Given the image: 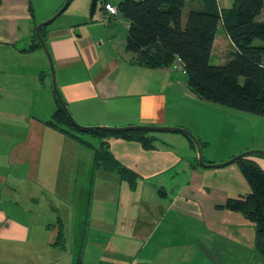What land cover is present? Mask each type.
<instances>
[{"label": "crops", "instance_id": "0c3cea01", "mask_svg": "<svg viewBox=\"0 0 264 264\" xmlns=\"http://www.w3.org/2000/svg\"><path fill=\"white\" fill-rule=\"evenodd\" d=\"M63 1H0V264H264L254 223L223 206L250 193L235 162L201 166L192 141L176 131H147L153 141L145 149L54 124L59 102L35 27ZM222 2L220 11L233 0ZM256 19L264 20V9ZM53 22L43 39L79 125L183 127L208 164L264 149L263 131H239L240 118L264 124V117L198 99L173 63H137L126 36L111 31L106 44L89 18ZM217 51L223 61L234 51L223 30L211 56ZM102 147L117 165L96 160ZM245 158L264 170V156Z\"/></svg>", "mask_w": 264, "mask_h": 264}, {"label": "trees", "instance_id": "16d2710c", "mask_svg": "<svg viewBox=\"0 0 264 264\" xmlns=\"http://www.w3.org/2000/svg\"><path fill=\"white\" fill-rule=\"evenodd\" d=\"M202 1V8L187 10L182 25L185 0H119L118 15L127 21L125 50L133 53L134 61L149 68L172 63L177 70L181 67L187 87L202 101L264 117V20L256 19L264 9V0H233L232 6L223 11L215 0ZM218 26L234 45V51L224 63L215 65L210 57ZM44 28L40 30L42 38ZM256 39L263 43L255 44ZM52 118L54 124L78 132L136 140L145 149L152 148L153 139L143 130H79L60 104ZM95 158L117 165L103 147L96 151ZM235 163L250 193L229 199L223 206L241 212L254 223V245L264 258V170L245 157ZM120 173L133 182L124 168ZM56 242L64 243L61 230Z\"/></svg>", "mask_w": 264, "mask_h": 264}, {"label": "water", "instance_id": "95a60500", "mask_svg": "<svg viewBox=\"0 0 264 264\" xmlns=\"http://www.w3.org/2000/svg\"><path fill=\"white\" fill-rule=\"evenodd\" d=\"M70 0H64L63 4L61 5V7L51 16L49 17L47 20L40 22L36 25L35 27V36L38 40V42L40 43V46L43 50V52L45 53L46 57H47V61L49 64V68H50V73H51V81H52V88L54 91V94L57 98V101L59 102V104L61 105L65 115L67 116V118L70 120V122L72 123L73 126H75L77 129L79 130H91V129H102V130H108V131H122V130H143V131H151V132H157V131H176L179 132L183 135H185L186 137H188L192 143L194 144V147L196 149V153H197V160L198 163L203 166V167H221V166H226L230 163L235 162L237 159L239 158H243V157H247L250 155H261L264 156V151L261 150H247L244 151L238 155H235L233 157H231L230 159H228L227 161L218 163V164H208L205 163L203 160V156H202V151H201V146L200 143L198 141V139L187 129L183 128V127H179V126H151V125H130V126H123V127H107V126H82L79 125L74 119L73 117L70 115L68 109L66 108L65 103L63 102L58 90H57V86H56V80H55V69H54V65H53V60L52 57L50 55V52L47 48V45L44 41V39L42 38L41 34H40V30L44 27L47 26L48 24H50L51 22H53L67 7L68 3ZM97 1L98 0H91L90 2V7H89V20L91 21L93 19V16L95 14L96 11V6H97Z\"/></svg>", "mask_w": 264, "mask_h": 264}, {"label": "rangeland", "instance_id": "374dc122", "mask_svg": "<svg viewBox=\"0 0 264 264\" xmlns=\"http://www.w3.org/2000/svg\"><path fill=\"white\" fill-rule=\"evenodd\" d=\"M90 2H91V0H70L66 9L60 14V16H58L54 20V22L55 23H58L57 21L66 22V20H68L69 22H82L83 20H87L89 17L88 14H89ZM189 4L190 3L188 2L184 5L182 16H185V14L189 8H193V7L189 6ZM223 4H224V2H222V0H221V5H223ZM53 14H51L50 16H48L47 18H45L44 20H42L40 22L47 20ZM100 15H101V9H100V5L97 2L96 11H95V14L93 16V20H94L93 22H97L96 24L98 25V27L96 29H94L93 32L103 42H105L107 44L108 37H109V34H111V31L114 32L115 34H117L119 37L120 36H122V37L126 36L127 28H126L125 21L123 20L124 18H122L119 15H116L110 19L111 24H106L105 20L103 19V17H100ZM217 32L222 33L221 26H218ZM254 43L255 44H262L263 42L256 39V40H254ZM227 45L228 44L226 42L224 47H227ZM216 53H218V51L215 52V55L210 57V63L215 64V65L224 63L225 61H223L222 58H219L218 54L216 55ZM48 71L50 72V69H48ZM258 117H260V116H258ZM239 120H240L239 131H242L243 129H247V130H251V131L256 132V133H257V131H263L264 132V124H261L260 122H251V121L247 122L241 118ZM172 127H174V126H172ZM259 142H260V140L256 139V143L258 144ZM248 150L264 151V149H262V148H251ZM244 151H247V150H244ZM244 151H241V152L237 153L236 155H238ZM250 156L262 157L261 155H256V154L250 155ZM216 164H218V163H216Z\"/></svg>", "mask_w": 264, "mask_h": 264}, {"label": "built area", "instance_id": "2783aa9c", "mask_svg": "<svg viewBox=\"0 0 264 264\" xmlns=\"http://www.w3.org/2000/svg\"><path fill=\"white\" fill-rule=\"evenodd\" d=\"M117 2L113 3L111 0H98V4L100 5L101 9V15L100 17H103L105 22L107 23L112 17L118 15V8L117 3L119 0H116ZM217 6H218V0H215ZM178 70L182 71V68L179 67Z\"/></svg>", "mask_w": 264, "mask_h": 264}]
</instances>
